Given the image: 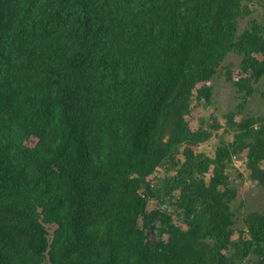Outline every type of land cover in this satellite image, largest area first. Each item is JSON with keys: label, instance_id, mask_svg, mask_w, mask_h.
<instances>
[{"label": "trees", "instance_id": "trees-1", "mask_svg": "<svg viewBox=\"0 0 264 264\" xmlns=\"http://www.w3.org/2000/svg\"><path fill=\"white\" fill-rule=\"evenodd\" d=\"M242 1L0 0V264H264L263 213L232 238L226 171L246 150L264 189V116L228 112L214 128L232 139L212 157L176 158L210 138L185 116L210 102L230 53L249 73L234 82L245 98L264 78V27L238 34ZM167 166L175 175L151 187ZM148 197L175 222L145 212Z\"/></svg>", "mask_w": 264, "mask_h": 264}, {"label": "rangeland", "instance_id": "rangeland-1", "mask_svg": "<svg viewBox=\"0 0 264 264\" xmlns=\"http://www.w3.org/2000/svg\"><path fill=\"white\" fill-rule=\"evenodd\" d=\"M242 5L248 9V13L238 19V34H241L247 28H250L253 22H258L264 27V4L259 0H243ZM261 57V55H259ZM247 71H243L241 67V57L235 53H230L225 61L217 69V73L206 84L212 86L213 93L210 102L204 99L197 101L194 99L191 104V109L185 116L188 126L191 130L204 129L211 133V136L206 141L200 143H185L178 149L176 158L179 161L184 160V150L190 148L195 154H204L207 157H212L214 151L222 139V135L227 140H231L232 136L225 135L221 128H214L215 122H218L222 127L225 125L226 114L235 112L234 119L239 121L242 118H250L252 116H264V99L261 95L264 89V78L258 83L252 85L254 91L252 95L245 98L244 91H238L234 82L242 77L248 76ZM31 144L37 142L35 138L29 141ZM247 151H242L238 155H233L231 162L227 168V174L230 176L231 183L236 189V197L231 203V209L235 213V223L232 227L233 240L240 238H248L246 230L245 218L252 212L264 214V189L258 186L250 177V171L245 165ZM167 167L157 169L149 178L151 187L160 186V183H165V180L171 179L175 172L165 170ZM206 173L208 178L211 172V166ZM172 203L177 200V192L173 193ZM169 198V197H168ZM171 203H161L159 198H147L145 212L149 213L157 210L160 213L170 215V218L175 222L177 214ZM152 227L149 229L150 243L158 240L157 228L160 226L158 218L151 222ZM166 235H163L165 239ZM258 257L250 254L240 264H255Z\"/></svg>", "mask_w": 264, "mask_h": 264}]
</instances>
